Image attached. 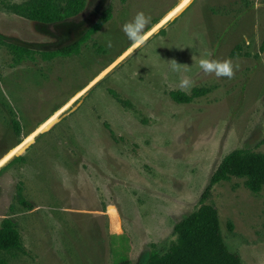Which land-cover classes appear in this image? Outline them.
<instances>
[{
    "label": "rangeland",
    "instance_id": "1",
    "mask_svg": "<svg viewBox=\"0 0 264 264\" xmlns=\"http://www.w3.org/2000/svg\"><path fill=\"white\" fill-rule=\"evenodd\" d=\"M108 9L111 21L71 58L17 66L0 45V172L25 159L0 174V226L13 220L27 252H1L0 264H115L127 255L146 264L202 207L229 154H264V0H86L79 16L51 25L0 7V41L61 50ZM137 12L151 17L150 34L132 46L122 26ZM202 57L231 60L234 75L205 74ZM182 76L190 89L179 88ZM195 89L210 92L190 104L171 98ZM246 181L215 185L206 204L242 264H264V189L252 193Z\"/></svg>",
    "mask_w": 264,
    "mask_h": 264
},
{
    "label": "trees",
    "instance_id": "2",
    "mask_svg": "<svg viewBox=\"0 0 264 264\" xmlns=\"http://www.w3.org/2000/svg\"><path fill=\"white\" fill-rule=\"evenodd\" d=\"M0 7H4L6 11L28 22L51 25L79 16L86 8V0H32L22 4H10L6 0H0ZM112 17L111 10H106L77 42L53 52H35L2 41H0V45L6 46L10 50L14 56V64L17 66L26 60H35L36 55H39L44 62L68 59L79 55L81 48L100 32ZM261 50L264 52V45ZM240 53L241 47H237L233 55L238 56ZM209 92L207 89H195L190 96L177 92L172 93L171 98L177 104H190L196 99L205 97ZM14 126L18 133V124L14 123ZM24 161L23 156L14 158L7 167L2 169L0 174L8 167L22 164ZM232 178L246 179L247 188L252 193H260L264 189V154L246 150H238L229 154L222 161L203 193L202 207L175 226L177 238L168 251L165 254L153 251L146 264H242L239 255L232 253L223 241L217 209L206 204L211 197L212 188L221 182H228ZM18 201L25 209L32 210V206L24 200L21 189L18 191ZM110 211L111 216L114 217V209ZM115 238H119V236ZM1 252L27 254L22 245L17 225L10 219L3 220L0 226ZM115 264H131V261L127 255Z\"/></svg>",
    "mask_w": 264,
    "mask_h": 264
},
{
    "label": "clouds",
    "instance_id": "3",
    "mask_svg": "<svg viewBox=\"0 0 264 264\" xmlns=\"http://www.w3.org/2000/svg\"><path fill=\"white\" fill-rule=\"evenodd\" d=\"M151 23V17L144 12H137L135 16L122 26V32L132 46L144 45L147 35L150 33L146 31ZM111 47V43L108 44ZM176 70L177 63L172 65ZM199 69L205 74L215 75L217 78H232L234 75L235 66L231 60H214L207 58H200L198 63ZM179 88L190 89L193 86V81L188 76H182L179 80Z\"/></svg>",
    "mask_w": 264,
    "mask_h": 264
},
{
    "label": "crops",
    "instance_id": "4",
    "mask_svg": "<svg viewBox=\"0 0 264 264\" xmlns=\"http://www.w3.org/2000/svg\"><path fill=\"white\" fill-rule=\"evenodd\" d=\"M79 94V93H78ZM77 94V95H78ZM69 104H71V101L67 104V105H69ZM67 105H65V106H67ZM64 107V106H63ZM62 109V108H61ZM113 220H114V222L116 221L114 218H113Z\"/></svg>",
    "mask_w": 264,
    "mask_h": 264
},
{
    "label": "water",
    "instance_id": "5",
    "mask_svg": "<svg viewBox=\"0 0 264 264\" xmlns=\"http://www.w3.org/2000/svg\"><path fill=\"white\" fill-rule=\"evenodd\" d=\"M28 147H29V146H28ZM28 147H27V148H28ZM27 148H26L25 150H27ZM25 150H24V151H25ZM21 154H22V153H20L19 155H21Z\"/></svg>",
    "mask_w": 264,
    "mask_h": 264
}]
</instances>
